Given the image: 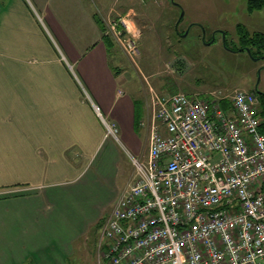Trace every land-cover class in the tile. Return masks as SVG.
<instances>
[{
    "label": "crops",
    "instance_id": "1",
    "mask_svg": "<svg viewBox=\"0 0 264 264\" xmlns=\"http://www.w3.org/2000/svg\"><path fill=\"white\" fill-rule=\"evenodd\" d=\"M149 2L158 4L14 0L0 7V264H99L92 227L107 209L93 215L85 193L117 184L112 177L131 159L145 160L150 142L141 126L146 87L130 83L107 24L129 15L141 31ZM107 125L118 128L119 140Z\"/></svg>",
    "mask_w": 264,
    "mask_h": 264
},
{
    "label": "built area",
    "instance_id": "2",
    "mask_svg": "<svg viewBox=\"0 0 264 264\" xmlns=\"http://www.w3.org/2000/svg\"><path fill=\"white\" fill-rule=\"evenodd\" d=\"M106 32L135 63L141 32L130 16L110 20ZM141 126L149 153L132 159L129 189L103 223L99 264H264V109L256 95L154 94Z\"/></svg>",
    "mask_w": 264,
    "mask_h": 264
},
{
    "label": "rangeland",
    "instance_id": "3",
    "mask_svg": "<svg viewBox=\"0 0 264 264\" xmlns=\"http://www.w3.org/2000/svg\"><path fill=\"white\" fill-rule=\"evenodd\" d=\"M152 1L158 4L149 2L147 6L149 25L140 31L141 54L136 62L127 58L115 42L125 58L130 83L134 87H146L148 101L151 102L154 94L178 92L191 95L219 90L231 93L235 89L252 92V87L264 92V58L259 60L247 50H241L237 30L241 24L252 34H264V10L249 12L248 0ZM13 3L14 0H3L0 7ZM162 3L164 7H159ZM163 20L168 22L167 27L162 25ZM123 169L120 174L114 173L115 180L112 177L117 184L106 182L94 195L85 193V207L94 204V208H89L93 215L100 207L107 209L106 215L92 227L96 229L97 241L101 240L103 221L115 206L110 202L118 188L124 189L134 166L123 165ZM92 172H96L94 168ZM88 263L97 264V260Z\"/></svg>",
    "mask_w": 264,
    "mask_h": 264
},
{
    "label": "trees",
    "instance_id": "4",
    "mask_svg": "<svg viewBox=\"0 0 264 264\" xmlns=\"http://www.w3.org/2000/svg\"><path fill=\"white\" fill-rule=\"evenodd\" d=\"M247 5H248L249 12L264 10V0H248ZM237 30L240 35V41L242 44L241 50L250 49V55L252 57H256L259 60L263 59L264 58V34L259 33V32L252 34L246 29L244 25H241V24L238 25ZM108 38H109L108 39L109 42L111 43L113 39L109 35H108Z\"/></svg>",
    "mask_w": 264,
    "mask_h": 264
},
{
    "label": "flooded vegetation",
    "instance_id": "5",
    "mask_svg": "<svg viewBox=\"0 0 264 264\" xmlns=\"http://www.w3.org/2000/svg\"><path fill=\"white\" fill-rule=\"evenodd\" d=\"M252 92L256 95L260 107L264 109V92L261 91L259 87H254V88L252 87Z\"/></svg>",
    "mask_w": 264,
    "mask_h": 264
},
{
    "label": "water",
    "instance_id": "6",
    "mask_svg": "<svg viewBox=\"0 0 264 264\" xmlns=\"http://www.w3.org/2000/svg\"><path fill=\"white\" fill-rule=\"evenodd\" d=\"M248 53L250 54V49H247Z\"/></svg>",
    "mask_w": 264,
    "mask_h": 264
}]
</instances>
